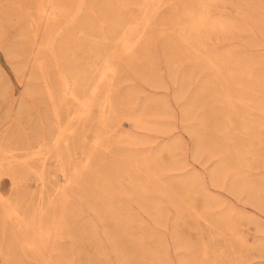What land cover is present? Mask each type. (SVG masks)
Listing matches in <instances>:
<instances>
[{"label":"rangeland","instance_id":"rangeland-1","mask_svg":"<svg viewBox=\"0 0 264 264\" xmlns=\"http://www.w3.org/2000/svg\"><path fill=\"white\" fill-rule=\"evenodd\" d=\"M142 2L0 0V264H264V0H155L71 120Z\"/></svg>","mask_w":264,"mask_h":264},{"label":"bare ground","instance_id":"bare-ground-1","mask_svg":"<svg viewBox=\"0 0 264 264\" xmlns=\"http://www.w3.org/2000/svg\"><path fill=\"white\" fill-rule=\"evenodd\" d=\"M155 0H143L142 2V17L141 18H135V20H131L126 22L123 25V33H119L120 37H118L119 39L116 41L115 44H113L112 47V51L111 54L107 57L105 56V59L102 61V67L100 72L96 75V80L94 81V84L91 86L93 87L91 89V96L86 97L85 99H80L76 96V93L73 92V94L69 93L72 98L73 101L77 104L78 108H79V112L73 116L71 118V120L73 118H80L83 114H85L88 111V108L91 106V102L93 100V96L92 93H94V91L97 90V88L99 87V85L104 82V81H110L111 76L113 75L114 72V62L117 58H119L123 53L130 51L131 49H133L139 42L142 41V39L144 38V33L146 30V27L149 26V21L151 16H154L156 11L159 9L160 6L154 5L153 2ZM160 1V0H157ZM158 3V2H157ZM135 7V5H134ZM49 10V9H48ZM39 11V10H38ZM114 11V10H113ZM52 14V13H51ZM140 15V14H139ZM52 16V15H51ZM50 19V14L47 11H42L41 15H39V17L37 18V20L32 23V26L34 27V29H37L39 25H43L49 22ZM228 19V18H227ZM215 27V26H214ZM216 28V27H215ZM121 29V28H120ZM213 30V29H212ZM218 31V30H217ZM225 32V31H224ZM200 33V32H199ZM212 33V31H211ZM226 33V32H225ZM219 35V31L217 33ZM209 37V36H208ZM217 37V36H215ZM104 39V38H103ZM204 39V38H203ZM116 40V39H115ZM206 40V39H205ZM213 42V41H212ZM39 47V46H38ZM109 47V46H108ZM216 49V48H215ZM258 50V49H256ZM106 52V51H105ZM199 52V51H198ZM204 52V51H203ZM107 55V54H106ZM219 55V54H218ZM206 56V54H205ZM210 59V58H209ZM102 60V59H101ZM207 60V59H206ZM214 60V59H213ZM210 61V60H208ZM212 61V60H211ZM38 62V61H37ZM220 63V62H219ZM98 66V65H97ZM256 67V66H255ZM257 68V67H256ZM213 69V68H212ZM96 70V68H95ZM208 70V69H207ZM211 70V69H209ZM93 71V70H92ZM255 71V70H254ZM207 74V73H206ZM56 77V76H55ZM46 78V77H45ZM80 78V77H79ZM83 80V79H82ZM88 82V81H86ZM76 85V84H75ZM80 85V84H79ZM68 86V84L66 85V87ZM104 86V85H103ZM90 87V88H91ZM104 89V87H103ZM258 89V87H257ZM86 90V89H85ZM78 91V90H77ZM103 91V90H102ZM258 91V90H257ZM50 92V91H49ZM81 93V92H80ZM50 95V94H49ZM68 95V94H67ZM89 95V94H88ZM83 96V94H82ZM107 96L104 97V99L102 100V102L100 103V105L98 106L101 109V113H99L98 116V120L99 122H103L108 118V114L106 112V108H107ZM109 106V105H108ZM213 106V105H212ZM109 112V111H108ZM113 112V111H112ZM111 113V112H110ZM71 120L67 123V125L65 126V128H61V129H56L58 131L56 137H55V143H58L59 140L61 138H63V136H65L66 133H70L72 127H73V123H71ZM64 122V121H63ZM96 135V133H94ZM54 142V140H53ZM94 144V143H93ZM93 147V146H90ZM89 147V148H90ZM22 158V157H21ZM6 159V158H5ZM10 159V158H9ZM14 160V156H11L10 161ZM25 163V162H24ZM80 172H78L79 176ZM119 178V177H118ZM67 182H70V180H65L64 181V186ZM63 186V187H64ZM0 198H2V196H0ZM65 199V198H64ZM54 202V201H53ZM60 207V206H59ZM192 207V206H191ZM188 208V206H187ZM12 210V209H11ZM192 210V209H191ZM195 213V212H194ZM8 215L12 218H14L16 220L17 223H19L21 226H23L26 229H31L32 226L30 223L28 222H23V220L18 219L17 215L15 214V212H8ZM208 229V228H207ZM46 231V230H45ZM49 231V230H48ZM50 234L44 232H37L34 236H32V238L30 240H27L26 242H24L27 246H29L31 249H36L37 251V244L42 242L41 240H43L44 238H47ZM238 235V234H237ZM242 238V237H241ZM238 240H240L238 238ZM229 241V240H228ZM41 246V245H40ZM39 247V246H38ZM47 247V246H46ZM231 247V246H230ZM241 247V246H240ZM220 253V252H219ZM213 255V254H212ZM224 255V254H223ZM211 257V256H210ZM215 259V258H214ZM212 260V259H211ZM214 261V260H213ZM197 262V261H196ZM212 262V261H211ZM213 263V262H212Z\"/></svg>","mask_w":264,"mask_h":264}]
</instances>
